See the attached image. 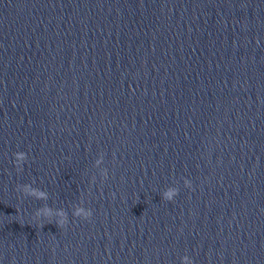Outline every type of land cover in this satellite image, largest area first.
I'll list each match as a JSON object with an SVG mask.
<instances>
[{"label":"clouds","instance_id":"9594fccd","mask_svg":"<svg viewBox=\"0 0 264 264\" xmlns=\"http://www.w3.org/2000/svg\"><path fill=\"white\" fill-rule=\"evenodd\" d=\"M14 155H15V161H14V163H15V166L17 167V170L19 171V170H21V169L19 168V164H20L21 161H23V160L25 159V154H24L23 152H17V153H15ZM190 187H191V185H189V188H190ZM17 190L20 191L24 196H35L36 193H37V189H34V188L31 186V184L19 185V186L17 187ZM176 194H177V193H176L175 190H170L169 192H167V193L165 194V199H167L168 201H171L172 198H173V196L176 195ZM44 196H45V193H43V192L41 191V192H40V197H44ZM76 215H77V217H79V216H80V213L77 212ZM34 216H35L36 219L41 218V210H40L39 208L36 210ZM91 216H92V212H88V213L83 217V219H84V220H88V219L91 218ZM43 218L46 219V220H48L49 222H52V219H51V217H49V216H44ZM55 223H56V225H57L58 227H61V228H62V227H64V226L68 223V221H67L66 219H62V220H60V221H56V220H55Z\"/></svg>","mask_w":264,"mask_h":264}]
</instances>
